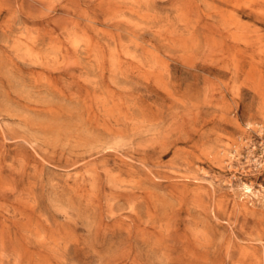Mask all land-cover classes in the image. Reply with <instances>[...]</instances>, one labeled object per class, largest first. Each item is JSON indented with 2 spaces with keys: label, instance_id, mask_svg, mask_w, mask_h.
<instances>
[{
  "label": "rangeland",
  "instance_id": "374dc122",
  "mask_svg": "<svg viewBox=\"0 0 264 264\" xmlns=\"http://www.w3.org/2000/svg\"><path fill=\"white\" fill-rule=\"evenodd\" d=\"M226 9L0 0L1 264H264V14Z\"/></svg>",
  "mask_w": 264,
  "mask_h": 264
},
{
  "label": "bare ground",
  "instance_id": "6f19581e",
  "mask_svg": "<svg viewBox=\"0 0 264 264\" xmlns=\"http://www.w3.org/2000/svg\"><path fill=\"white\" fill-rule=\"evenodd\" d=\"M220 4H222L224 7H229V9H226L224 11L220 12V17L224 20L225 26L228 27V36L232 39L233 42L237 43L239 45V43H243L244 45H249L250 43V36L252 31L250 30V27L248 24L244 23L242 21V18L244 17H251L253 16L254 18H257L256 16L262 15L264 13L262 12H258L256 10V7L258 5H264V0H217ZM104 2V1H103ZM243 2L244 5L242 6L240 3ZM7 5V4H6ZM12 6V5H11ZM191 6V5H190ZM189 6V7H190ZM215 6V5H214ZM2 7V6H1ZM13 7V6H12ZM11 7V8H12ZM99 7V6H98ZM216 7V6H215ZM104 8H106L104 6ZM102 8V9H104ZM119 8V7H118ZM109 9V8H108ZM218 9V8H216ZM114 10V9H113ZM109 11V10H108ZM111 11V9H110ZM116 12V11H114ZM108 13V12H107ZM202 14V12H201ZM204 14V13H203ZM169 16V15H168ZM167 16V17H168ZM203 16V15H202ZM205 16V15H204ZM153 18V17H152ZM156 18V17H155ZM206 18V16H205ZM157 19V18H156ZM168 19V18H167ZM258 19V18H257ZM255 19V20H257ZM73 20V19H72ZM159 20V19H158ZM262 21V20H261ZM200 25V24H199ZM32 26V25H31ZM40 26V25H39ZM77 26V25H76ZM198 26V25H196ZM206 27V26H205ZM203 27V29L205 28ZM3 28V27H2ZM171 30V29H170ZM106 31V30H105ZM207 31V30H206ZM3 32V31H2ZM109 33V32H108ZM115 33V32H114ZM175 33V32H174ZM172 33V34H174ZM211 33V32H210ZM110 34V33H109ZM177 34V33H175ZM222 34V33H221ZM113 35V34H112ZM116 36V35H115ZM164 36V35H163ZM167 36V35H166ZM173 37V36H172ZM169 38V36H168ZM204 38V36H203ZM206 38V37H205ZM224 38V37H223ZM230 39V40H231ZM51 40V38H50ZM113 40V37H112ZM207 41V39H205ZM210 40V39H208ZM211 41V40H210ZM215 41V40H214ZM213 42V41H212ZM172 43V42H171ZM207 43H209L207 41ZM211 43V42H210ZM209 43V44H210ZM220 45V44H218ZM224 46V45H223ZM250 46V45H249ZM172 47V46H170ZM234 47V46H233ZM253 47V46H251ZM232 48V47H231ZM235 49V48H234ZM254 49H256L254 47ZM258 50V48H257ZM235 51V50H234ZM260 53H264V47L259 48ZM238 52V51H237ZM242 52V51H241ZM235 53V52H234ZM240 53V52H239ZM241 55V54H240ZM239 55V56H240ZM234 56V55H233ZM251 56V55H250ZM183 57V56H182ZM187 58V57H186ZM250 58V57H249ZM189 59V58H188ZM182 60V59H181ZM240 60V59H238ZM264 60V59H263ZM195 61V60H194ZM258 62V61H257ZM264 62V61H263ZM235 63H237V61L235 60ZM183 65V64H182ZM184 66V65H183ZM238 66V65H237ZM236 66V67H237ZM258 68V67H257ZM48 69V68H47ZM46 69V70H47ZM48 71V70H47ZM262 71V70H261ZM255 73V71H254ZM254 76V75H253ZM258 77V76H257ZM244 78V77H243ZM260 78V77H259ZM255 79V78H254ZM258 81V80H257ZM50 83V82H49ZM250 83V82H249ZM248 83V84H249ZM261 83V82H260ZM70 86V85H69ZM244 87V86H243ZM71 88V87H70ZM258 91V90H257ZM256 94V93H255ZM102 101V100H101ZM106 101V100H104ZM148 104V103H147ZM38 107V106H37ZM43 108V107H42ZM150 109V108H149ZM198 115V113H197ZM210 120H208L209 122ZM207 123V121H206ZM59 128V127H58ZM183 133V132H182ZM192 135V134H191ZM244 189L247 191H250V188L248 186H244ZM1 190V189H0ZM2 192V191H1ZM0 192V193H1ZM4 192H2L1 196L3 195ZM4 197V196H3ZM15 197V196H14ZM17 197V196H16ZM28 200V199H27ZM7 202V201H6ZM29 204V203H28ZM4 207V206H3ZM23 207V206H22ZM32 208V207H31ZM1 209V208H0ZM17 209V208H16ZM33 210V209H32ZM23 211V210H21ZM15 212V211H14ZM15 214V213H14ZM27 214V213H26ZM243 217V216H242ZM6 219V218H5ZM25 221V220H24ZM244 221V220H242ZM36 222V221H35ZM34 222V223H35ZM31 223V222H30ZM16 224V223H15ZM13 226V225H12ZM18 227V226H17ZM19 228V227H18ZM15 229V228H14ZM28 229V228H27ZM242 229V228H241ZM26 232V231H25ZM28 232V231H27ZM25 235H27L26 233H24ZM23 234V235H24ZM29 234V233H28ZM34 234V233H33ZM30 235V234H29ZM35 235V234H34ZM5 236V235H4ZM25 237V236H24ZM8 238V236H7ZM20 240V239H19ZM27 240V239H25ZM4 241V240H3ZM7 241V240H6ZM5 246V244H4ZM24 247V246H23ZM5 249V248H4ZM1 251V250H0ZM36 251V250H35ZM33 252V251H32ZM16 253V252H15ZM17 254V253H16ZM25 254V253H24ZM25 256V255H24ZM30 256V255H29ZM32 260V259H31ZM24 261V260H23ZM29 261V260H28ZM32 262V261H31ZM20 263V262H19ZM29 263V262H28ZM39 263V262H38ZM41 263V262H40ZM44 263V262H43ZM41 263V264H43ZM1 264V263H0ZM26 264V263H25ZM45 264V263H44Z\"/></svg>",
  "mask_w": 264,
  "mask_h": 264
}]
</instances>
